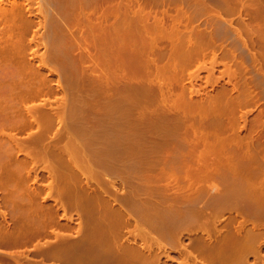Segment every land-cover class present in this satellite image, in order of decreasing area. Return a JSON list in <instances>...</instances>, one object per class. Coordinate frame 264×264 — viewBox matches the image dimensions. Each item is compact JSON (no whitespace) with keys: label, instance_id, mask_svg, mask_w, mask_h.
Instances as JSON below:
<instances>
[{"label":"rangeland","instance_id":"obj_1","mask_svg":"<svg viewBox=\"0 0 264 264\" xmlns=\"http://www.w3.org/2000/svg\"><path fill=\"white\" fill-rule=\"evenodd\" d=\"M0 9V264H264V0Z\"/></svg>","mask_w":264,"mask_h":264},{"label":"bare ground","instance_id":"obj_2","mask_svg":"<svg viewBox=\"0 0 264 264\" xmlns=\"http://www.w3.org/2000/svg\"><path fill=\"white\" fill-rule=\"evenodd\" d=\"M0 10H1V9H0ZM177 12H178V11H177ZM180 12H181V11L179 10L178 15H179ZM5 13H6V12H5ZM5 13H4L3 10H2V13H1V14H2V15H5ZM163 13H164V16L167 15L166 12H162V16H163ZM181 13H182V12H181ZM181 13H180V14H181ZM165 14H166V15H165ZM162 16H161V14H159V18L162 17ZM164 16H163V17H164ZM174 16L177 17V16H176V13L174 14ZM179 16H180V15H179ZM181 16L185 17V15H183V13L181 14ZM181 16H180V22L182 23V19H181L182 17H181ZM156 17H157V16H156ZM1 18H2V16L0 15V19H1ZM3 18H4V17H3ZM165 18H166V17H165ZM165 18H163V20H166ZM170 18H171V17L169 16V19H167V21H168V20L171 21ZM160 19H161V18H160ZM171 19H172V18H171ZM176 19L178 20L179 18H176ZM184 19H185V18H184ZM184 19H183V22L185 21ZM163 20H162V21H163ZM172 21L174 22V18L172 19ZM172 21H171V23H172ZM178 22H179V21H178ZM176 23H177V22H176ZM181 23L179 24V26H177L178 24L175 25V23H172V26H173V25L176 26V27L178 28V31H179V29L181 30L180 27L182 26ZM2 24H3V23L1 22L0 26H2ZM180 25H181V26H180ZM183 25L185 26V23H184ZM169 26H170V23H169ZM177 28H175L176 31H177ZM0 29H1V28H0ZM172 29H173V30H172L173 32H171V33H175V34H176V32L174 31V28H172ZM170 30H171V28L169 29V31H170ZM1 32H2V29H1ZM179 32H180V31H179ZM179 32H177V34H178ZM181 32H182V30H181ZM213 58H214V57H213ZM169 64H171V63H169ZM166 66H167V67H170L171 65L168 66V65L166 64V65H165V68H166ZM159 68H160V66H159ZM162 68H163V70H164V67H162ZM167 69H169V68H167ZM167 69H166L165 71H167ZM169 70H171V68H170ZM173 70H174L173 72L175 73L176 70H175V69H173ZM179 72H180V71H179ZM174 73H173V74H174ZM177 73H178V71H177ZM175 75H176V74H175ZM177 75H179V74H177ZM177 75H176V76H177ZM181 75H182V74L180 73V77H181ZM11 86H12V85H11ZM11 86H10L9 90H11V88H12ZM13 90H14V88H13ZM13 90H11V91H13ZM29 91H30V89H29ZM29 91L27 92V94L30 93ZM31 109H32V108H30V111H31V112H32V110H33L34 112L36 111V110H34V109H32V110H31ZM30 111H28V113L31 114ZM19 112H21V111L19 110ZM34 112H33V113H34ZM44 113H45V112H44ZM44 113H42V115H44L43 117H46V116H45L46 113H45V114H44ZM31 115H32V114H31ZM46 115H48V114H46ZM36 117H37V116H36ZM48 117H50V116L48 115ZM48 117H47V121H48V119L50 120V118H51V117H50V118H48ZM36 119H38V118H35L34 120H36ZM44 119H45V121H46V118H44ZM45 121H44V122H45ZM26 122H27V121H25V123H26ZM218 122H219V121H218ZM25 123H24V125L27 124V123H26V124H25ZM29 123H30V122H28L27 125H29ZM219 123H220V122H219ZM47 124H48V122H47ZM8 125H12V126H14L15 124H14V123H11V124H10V122H9ZM43 127H45V129L47 130V128H46V124H45V123H44ZM48 127H49V125H48ZM32 138H33V137H32ZM32 138H31V139H32ZM35 138H36V137H34V138H33L34 140H32V141H36V140L38 139V138H36V140H35ZM14 141H15V140H14ZM17 144H18V143H17ZM19 145H21V144H19ZM21 146H22V145H21ZM21 146H19V147H21ZM221 156H222V155H221ZM221 156L218 155L217 158H219V157L221 158ZM220 158H219V159H220ZM222 158H223V157H222ZM217 160H218V159H217ZM220 161H222V160L220 159ZM217 163H218V162H217ZM106 168H109V167H106ZM108 170H109V169H108ZM110 170H111V169H110ZM113 170H114V169H113ZM196 171L198 172L197 169H196ZM196 171H195V173H194L195 176H196V174H198ZM157 173H158V172H157ZM157 173H156V176H158ZM159 173H160V172H159ZM162 173H163V172H162ZM162 173H161V177H163V178H164V176L167 177L166 174H165V172H164L165 175L162 174ZM214 173H215V172H214ZM152 175H153V176H152ZM212 175L217 176L218 179H220V182H221V178H219V176H218V175L222 176V175L220 174V172H218V173H216V174H212ZM149 176H150V175H149ZM159 176H160V174H159ZM159 176H158V178H159ZM171 176H172V175H169L168 178H171ZM174 176H175V175L172 176V177L174 178V180L172 181V178H171V181H170V182H174V181L176 182V178H177V177L175 176V177H176V178H175ZM177 176H178V175H177ZM195 176H193V177H195ZM208 176H209V175H208ZM151 177H153V179H154V174H151ZM196 177H197V176H196ZM209 177H211V176H209ZM222 177H223V176H222ZM178 178H179V176H178ZM178 178H177V179H178ZM180 178H181V177H180ZM146 179H148L147 176H146ZM155 179H156V178H155ZM155 179H154V180H155ZM149 180H150V179H149ZM154 180H153V181H154ZM158 180H159V179H158ZM223 180L225 181V179H222V182H221V183H222V184H225L226 181L223 183ZM151 181H152V179H151ZM155 181H156V180H155ZM178 181H179V179H178ZM178 181H177V182H178ZM177 182H176V183H177ZM221 183H220V184H221ZM172 184H173V183H172ZM172 184H171V185H172ZM168 186H170V185H168ZM221 186H222V185H221ZM221 186H220L219 188H221ZM223 186H224V185H223ZM170 187H171L170 190L172 191L173 188H172V186H170ZM170 187H167V186L165 187V186H164V188H161V189H165V188H166V189H169ZM219 188L216 187V188L213 189V192H215V193L212 195V197L210 196V198H213V196H214V201H213V200H212V201H213L215 204L217 203L219 206H220V205H221V206H220V207H218V206H212V205H214V203H212V205H209L208 202H207L208 200H207V201H206V202H207L206 204H208L209 207H217V208H221V209H222V208H223V205H222L221 203L225 204L226 207H227V205H228V207H229V206L231 205V203H230L231 201H232V202H236V201L238 200L239 197L242 198V199L245 198V197L242 196V195H241V196H239V195H235V196H237V197H236V200H235V196H233V197H234V198H233L234 201H233V199L231 198L232 196L229 195V194H230L229 191L226 192V191L223 189L224 187H222L220 190L222 191V189H223V191H225V192H223V191L221 192V191L219 190ZM217 189H218L219 191H218ZM167 191H169V190H167ZM174 191H175V190H174ZM174 191H172V192L174 193ZM178 192H179V191H177V192L174 193V194L176 195V194H178ZM169 194H171V195H170L171 198L174 197V196H172V195H174V194H172V193H169ZM181 194H182V192H181ZM179 195H180V192H179ZM179 195H177L176 197H177V198H181V199L185 197V194H184V195H180V197H178ZM170 196H168V197H170ZM229 196H230V197H229ZM176 197H175V198H176ZM243 197H244V198H243ZM175 198H173V199H175ZM210 198H208V199H210ZM228 198H231V199L228 200ZM173 199H172V200H173ZM215 199H216V200H215ZM175 200H176V199H175ZM230 200H231V201H230ZM212 201H211V202H212ZM238 201H239V202H238ZM238 201H237V202L239 203V206H238L239 209H240V210H243V208L246 206V204H245L246 201H245V200H244L245 202L243 201V202H244V205H242L241 208H240V205H241V204H240V201H241V200H238ZM237 202H236V203H237ZM241 202H242V201H241ZM209 203H210V201H209ZM236 203H234V205H236ZM238 203H237V205H238ZM249 203H250V202H249ZM206 204H204V206H205ZM252 204H253V203H252ZM252 204H250V205H251V210H252V212L255 211V212H256V215H258V217L254 215V214H255V212H254V214L252 213L253 216L251 217V219H254V218L256 217L258 221H259V220H263V223H264V219H263V218H264V210H262V206L259 207V205H254V204L252 205ZM237 205H236V206H237ZM247 205H249V204H247ZM231 206L233 207V203H232ZM231 206H230L229 208H231ZM243 206H244V207H243ZM206 207H207V206H206ZM209 207H207V208H209ZM242 207H243V208H242ZM203 208H204V207H203ZM249 208H250V206H249ZM224 209H226L225 206H224ZM247 209H248V206H247ZM263 209H264V208H263ZM245 210H246V209L244 208V211H245ZM249 210H250V209H249ZM53 212H54V210H53ZM242 212H243V211H242ZM247 212L250 213V211H248V210L245 211V213H247ZM48 213H49V212H48ZM54 213H56V212H54ZM54 213H53V214H54ZM243 213H244V212H243ZM248 213H247L246 215H247L248 218H249L251 215L248 214ZM50 214L52 215V212L49 213L48 215H47V214H46V215H47V216H50ZM249 215H250V216H249ZM47 216L45 217L44 220L48 221V222H45V223H48L47 225H49V224H50L49 222H51L52 219H51V220L49 219L51 216L48 217V218H47ZM254 216H255V217H254ZM253 217H254V218H253ZM51 218H54V219H55V216L53 217V215H52ZM207 218H208V217H207ZM258 218H259V219H258ZM47 219H48V220H47ZM54 219H53V224H54ZM229 219H230V217L228 218V220H229ZM249 219H250V218H249ZM251 219H250V220H251ZM49 220H50V221H49ZM70 220H71V218H70ZM228 220L226 219V220H224V223H222L223 221L220 222V223H222V224H228V222H231V221H228ZM231 220L234 221L233 217H232ZM255 220H256V219H255ZM257 220H256V221H257ZM225 221H226L227 223H225ZM261 222H262V221H261ZM55 223H57V221H56ZM209 223H210V222L208 221V224H209ZM220 223H219V226H217V227L220 228V229H218V228H217V229L220 230V233L222 234V236H224L223 233L221 232V231H222V227H223L224 225H222V224H220ZM210 224H211V223H210ZM210 224H209V225H210ZM230 224H232V222H231ZM230 224H228L227 226H230ZM214 225H216V224H214ZM217 225H218V224H217ZM241 225H242V224H240V227H241ZM212 226H213V225H212ZM220 226H222V227H220ZM225 227H226V225H225ZM243 227H245V226H243ZM249 227H250V226H249ZM249 227L247 226V228H249ZM213 228H214V227H213ZM223 228H224V227H223ZM233 228H235V227H233ZM236 228L239 229V227H236ZM211 229H212V227H211ZM241 229L243 230V228H240L239 231H240ZM249 229H250V228H249ZM209 230H210V226H209ZM233 230L235 231V229H233ZM242 230H241V231H242ZM245 230H246V227H245ZM214 231H215V228H214ZM216 231H217V230H216ZM230 231H231V233H230V232H229V233L227 232V234H232V229H231ZM241 231H240V234H245V233H241ZM212 232H213V230H212ZM212 232H211V230H210L209 233H212ZM237 232H238V230L236 229L235 233H237ZM242 232H243V231H242ZM246 232H251V230L249 231V230L247 229ZM215 233H218V232H215ZM215 233H214V235H215ZM220 233H219V235H221ZM235 233H234V236L236 235ZM240 234L238 233L237 235H240ZM247 234H248V233H247ZM247 234H245L244 236H243V235L238 236V237H240V241L242 240V242H239V243H243L244 240H247V238H250V236L253 234V230H252V234H251V235L249 234L250 236H249V235L246 236ZM260 234H261V233H260ZM216 235H217V234H216ZM216 235H215V236H216ZM258 235H259V233H258ZM225 236H226V235H225ZM227 237H228V236H227ZM236 237H237V236H236ZM244 237H245V238H244ZM246 237H247V238H246ZM228 238H229V240H230L231 235H229ZM228 238H226V239L223 238V239H225V241H226ZM216 239H217V242H216L217 246L220 247L219 249L222 248L223 251H224V250H225V249H224V247H225L224 245H225V244L222 242L223 245L221 246V244H220V240H222V239L220 238V236H218L217 238L215 237L214 242L216 241ZM236 239L239 241L238 238H236ZM14 241H15V240H14ZM223 241H224V240H223ZM225 241H224V242H225ZM248 241H249V239L247 240V242H248ZM198 242H200V241H198ZM214 242H213V243H214ZM227 242H228V241H226L225 243L227 244ZM247 242L245 241V242L243 243L244 246H243V244H241V245H242V246H241V250H242V252H243V251H246L245 249H246L247 247H249V244H248V246H247ZM201 243H203V242L201 241L200 244H201ZM204 244H205V245H204ZM209 244H210V246L205 247V248H204V247L201 248V246L199 245V246H200L199 249L201 248V249H200L201 251H202L203 249H205V250L207 249V253H208V251H209V252L212 251V248H210V247H213V246H214V245L211 246L212 242H210ZM209 244H208V245H209ZM214 244H215V243H214ZM195 245H196V244H195ZM245 245H246V248H244ZM197 246H198V244H197ZM203 246H207L206 243H203ZM217 246H215V248L218 249ZM208 248H210L211 250H210V249L208 250ZM213 248H214V247H213ZM215 248H214V251H213V252H216V253H217V251H215ZM243 248H244V249H243ZM197 249H198V248H197ZM217 249H216V250H217ZM222 249H221L220 253H221V252L223 253ZM205 250H203V251H205ZM218 252H219V251H218ZM220 253H219L218 256H220V255L222 254V253H221V254H220ZM217 254H218V253H217ZM207 255H208V254H207ZM207 255H206V256H207ZM211 255H212V253L209 254L210 257H211ZM127 256H129V255H127ZM131 256L133 257V255H131ZM131 256H130V257H131ZM138 256H139V254H138ZM138 256H137L136 259L141 258L140 256H139V257H138ZM207 257H208V256H207ZM208 258H209V257H208ZM128 259L130 260V259H132V258H128ZM134 259H135V258H134ZM212 259H213V258H212ZM212 259H211V261H212ZM132 260H133V259H132ZM219 260H220V259H219ZM127 261H128V260H127ZM134 261H135V260L131 261L132 264H133ZM136 261L138 262V260H136ZM136 261L134 262V264L136 263ZM213 261H214V259H213ZM213 261H212V262H209V263H212V264L214 263V264H215V261H214V262H213ZM220 261H221V260H220ZM220 261H218V259H217L216 262L219 263ZM129 262H130V261H128V263H129ZM138 263H139V262H138ZM218 263H216V264H218ZM221 263H223V262H221ZM221 263H219V264H221Z\"/></svg>","mask_w":264,"mask_h":264}]
</instances>
